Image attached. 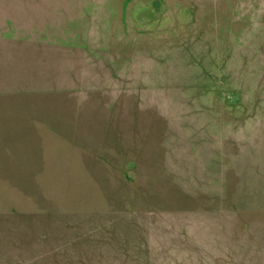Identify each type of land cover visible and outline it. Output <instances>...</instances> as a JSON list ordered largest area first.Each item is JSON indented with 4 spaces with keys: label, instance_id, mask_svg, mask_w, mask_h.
<instances>
[{
    "label": "rangeland",
    "instance_id": "obj_1",
    "mask_svg": "<svg viewBox=\"0 0 264 264\" xmlns=\"http://www.w3.org/2000/svg\"><path fill=\"white\" fill-rule=\"evenodd\" d=\"M0 8V264H264V0Z\"/></svg>",
    "mask_w": 264,
    "mask_h": 264
},
{
    "label": "crops",
    "instance_id": "obj_2",
    "mask_svg": "<svg viewBox=\"0 0 264 264\" xmlns=\"http://www.w3.org/2000/svg\"><path fill=\"white\" fill-rule=\"evenodd\" d=\"M4 1L5 0H0V4L4 3ZM15 21L17 22L16 17H15ZM14 28H15L14 30H13V28H11V36H12V38H16L17 23L14 24ZM7 31H8L7 17H6V14H5L4 10H2L0 8V48H14V43L15 42L12 40L8 44V40L3 36V32H4L5 35H8Z\"/></svg>",
    "mask_w": 264,
    "mask_h": 264
}]
</instances>
